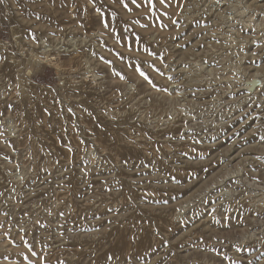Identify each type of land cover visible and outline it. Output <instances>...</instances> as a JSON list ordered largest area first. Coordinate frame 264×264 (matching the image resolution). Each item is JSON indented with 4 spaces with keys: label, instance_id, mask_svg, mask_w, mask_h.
<instances>
[{
    "label": "rangeland",
    "instance_id": "rangeland-1",
    "mask_svg": "<svg viewBox=\"0 0 264 264\" xmlns=\"http://www.w3.org/2000/svg\"><path fill=\"white\" fill-rule=\"evenodd\" d=\"M262 8L3 0L0 264H264Z\"/></svg>",
    "mask_w": 264,
    "mask_h": 264
},
{
    "label": "bare ground",
    "instance_id": "bare-ground-1",
    "mask_svg": "<svg viewBox=\"0 0 264 264\" xmlns=\"http://www.w3.org/2000/svg\"><path fill=\"white\" fill-rule=\"evenodd\" d=\"M262 9H264V8H262ZM254 11V10H253ZM258 12V11H257ZM261 12V11H260ZM252 14V13H251ZM251 17V16H250ZM250 21V20H249ZM251 22V21H250ZM250 24V23H249ZM252 24V23H251ZM237 25H239V24H237ZM258 25V24H257ZM255 27V26H254ZM247 28V27H246ZM252 28V27H251ZM240 29V28H239ZM260 29V28H259ZM258 29V30H259ZM241 30V29H240ZM257 30V29H256ZM243 39V38H242ZM253 39V38H252ZM259 52V51H258ZM261 54V53H260ZM257 56H258V54H257ZM251 58H252V56H251ZM258 58V57H257ZM264 58V57H263ZM252 66V65H251ZM212 73V72H211ZM251 80V84L249 85V87L250 88H253L254 89V86H255V84L256 83H258V80L257 79H255V78H252V79H250ZM261 80V79H260ZM264 80V79H263ZM250 82V81H249ZM259 86V85H258ZM247 88V87H246ZM261 88V87H260ZM256 90V89H255ZM254 91V90H253ZM256 92V91H255ZM208 94V93H207ZM245 99V98H244ZM251 99V98H250ZM244 101V100H243ZM256 101V100H255ZM158 104V103H157ZM243 104H244V102H243ZM240 105V104H239ZM250 107V106H249ZM85 108V107H84ZM88 108V107H87ZM257 108V107H256ZM234 109H236V108H234ZM86 114V113H85ZM237 114V113H236ZM90 121V120H89ZM216 133V132H215ZM234 140H236V139H234ZM225 143V142H224ZM156 145V144H155ZM231 152V151H230ZM133 155V154H132ZM153 155V154H152ZM227 158V157H226ZM241 222V221H240ZM235 227V226H234ZM243 227V226H242ZM230 228V227H229ZM228 229V228H227ZM137 244V243H136Z\"/></svg>",
    "mask_w": 264,
    "mask_h": 264
},
{
    "label": "snow or ice",
    "instance_id": "snow-or-ice-1",
    "mask_svg": "<svg viewBox=\"0 0 264 264\" xmlns=\"http://www.w3.org/2000/svg\"><path fill=\"white\" fill-rule=\"evenodd\" d=\"M3 2V0H0V3H2ZM141 75H143V73H141Z\"/></svg>",
    "mask_w": 264,
    "mask_h": 264
}]
</instances>
